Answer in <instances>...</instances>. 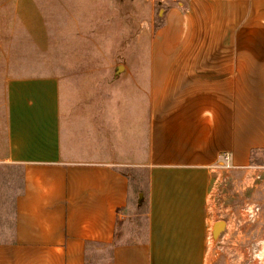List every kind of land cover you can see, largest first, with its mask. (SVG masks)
<instances>
[{
    "label": "crops",
    "instance_id": "1",
    "mask_svg": "<svg viewBox=\"0 0 264 264\" xmlns=\"http://www.w3.org/2000/svg\"><path fill=\"white\" fill-rule=\"evenodd\" d=\"M150 62L144 211L124 169L66 160L56 79L8 82L6 162L20 180L0 264H213L212 198L264 158V0L169 9Z\"/></svg>",
    "mask_w": 264,
    "mask_h": 264
},
{
    "label": "rangeland",
    "instance_id": "2",
    "mask_svg": "<svg viewBox=\"0 0 264 264\" xmlns=\"http://www.w3.org/2000/svg\"><path fill=\"white\" fill-rule=\"evenodd\" d=\"M187 1L0 0V241L14 229L20 180L6 162L8 82L56 79L66 160L126 170L136 202L137 193H148L143 168L150 163L151 42L167 11L186 9ZM257 163L256 174L238 176L236 184L222 181L216 203L212 198L210 263L264 264V158ZM219 221L227 226L218 236ZM238 247L252 252L236 253Z\"/></svg>",
    "mask_w": 264,
    "mask_h": 264
},
{
    "label": "trees",
    "instance_id": "3",
    "mask_svg": "<svg viewBox=\"0 0 264 264\" xmlns=\"http://www.w3.org/2000/svg\"><path fill=\"white\" fill-rule=\"evenodd\" d=\"M143 170L145 171V174H146V176H147V182H148V184H147V188H146V191L148 192V193H143V192H139V193H137V195H140L139 196V199H137V200H141V202H142V207H141V210L142 211H144L145 209H146V206H147V204H148V200H149V181H148V179H149V174H148V169L147 168H143ZM125 172H126V170H125ZM128 174V178L130 179V175H129V173H127ZM130 186H131V198H130V200H132V193H133V190H132V183H131V179H130ZM144 194V195H143ZM116 243H117V241H116ZM110 261H112L113 260V255H112V252H111V255H110Z\"/></svg>",
    "mask_w": 264,
    "mask_h": 264
},
{
    "label": "water",
    "instance_id": "4",
    "mask_svg": "<svg viewBox=\"0 0 264 264\" xmlns=\"http://www.w3.org/2000/svg\"><path fill=\"white\" fill-rule=\"evenodd\" d=\"M226 221H219L215 224V227H214V232H215V235H218L219 234H222V232L226 229Z\"/></svg>",
    "mask_w": 264,
    "mask_h": 264
},
{
    "label": "built area",
    "instance_id": "5",
    "mask_svg": "<svg viewBox=\"0 0 264 264\" xmlns=\"http://www.w3.org/2000/svg\"><path fill=\"white\" fill-rule=\"evenodd\" d=\"M251 216H253V215L251 214Z\"/></svg>",
    "mask_w": 264,
    "mask_h": 264
}]
</instances>
